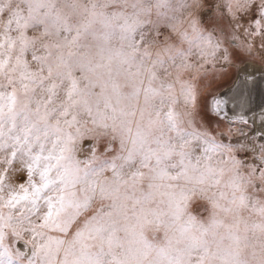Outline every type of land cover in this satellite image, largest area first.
I'll return each instance as SVG.
<instances>
[{"label":"snow or ice","instance_id":"6c2138e0","mask_svg":"<svg viewBox=\"0 0 264 264\" xmlns=\"http://www.w3.org/2000/svg\"><path fill=\"white\" fill-rule=\"evenodd\" d=\"M0 264H264V0H0Z\"/></svg>","mask_w":264,"mask_h":264},{"label":"rangeland","instance_id":"374dc122","mask_svg":"<svg viewBox=\"0 0 264 264\" xmlns=\"http://www.w3.org/2000/svg\"><path fill=\"white\" fill-rule=\"evenodd\" d=\"M227 86H228V83L225 82L224 85H223V87L226 88ZM195 213L198 214V215H200V216L206 215V213L203 211L202 208H196L195 209Z\"/></svg>","mask_w":264,"mask_h":264},{"label":"bare ground","instance_id":"6f19581e","mask_svg":"<svg viewBox=\"0 0 264 264\" xmlns=\"http://www.w3.org/2000/svg\"><path fill=\"white\" fill-rule=\"evenodd\" d=\"M227 87H228V86H227ZM227 87H226V88H227Z\"/></svg>","mask_w":264,"mask_h":264}]
</instances>
